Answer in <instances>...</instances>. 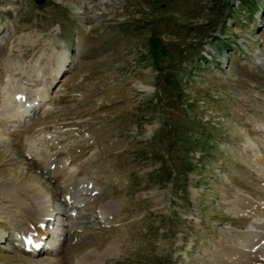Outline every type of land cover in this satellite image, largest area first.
Returning a JSON list of instances; mask_svg holds the SVG:
<instances>
[{"label": "rangeland", "instance_id": "rangeland-1", "mask_svg": "<svg viewBox=\"0 0 264 264\" xmlns=\"http://www.w3.org/2000/svg\"><path fill=\"white\" fill-rule=\"evenodd\" d=\"M32 189L53 217L33 255ZM246 203L264 213V0H0V264H224L263 217Z\"/></svg>", "mask_w": 264, "mask_h": 264}, {"label": "bare ground", "instance_id": "bare-ground-1", "mask_svg": "<svg viewBox=\"0 0 264 264\" xmlns=\"http://www.w3.org/2000/svg\"><path fill=\"white\" fill-rule=\"evenodd\" d=\"M61 154H63V151H58V153L52 159V161L55 163L53 167L55 169L53 171L54 174L58 173L61 170L60 169L62 165L61 163L62 159L60 158ZM11 188H12V184L10 185L8 192H10ZM32 190L36 195H38L37 198L40 200L39 201L40 209L31 210L25 204L20 203L19 207L22 211V214L19 215L20 218L19 220L18 219L16 220L15 225L17 226L19 232H21V235L19 236V238L21 239L20 248L28 252L29 254L33 255L44 252L43 243H45V238H47V236L50 233V228H51L50 223L53 221V217L51 216L52 208L50 207L52 206V202L47 198H45L44 201L43 198L41 199V194H39L40 192L38 193L36 189H32ZM33 197L35 196L33 195ZM65 201L67 204L66 211L62 210L60 213L62 215H65L67 213L70 215V212L73 210V208L76 207L75 203L77 200L75 199V196L71 194L68 196V198ZM109 204H105L104 206L99 207L97 210L98 213L97 215L101 219L102 224L114 223L117 220L118 216L115 213L117 212V210L113 212L112 211L113 208ZM246 205H247L248 213L250 214L251 212L252 213L255 212V214L259 213L263 217H260L258 219L254 217L255 221L248 222L247 227L244 228L243 230L230 229L231 233L235 235V239L234 240L228 239L225 241L224 244H222L225 248H228V250H230L229 253L227 252L217 253V258L220 260V262L224 264H264V213L258 210L260 209L259 207H261V205L258 207H252L249 206L248 203H246L244 207H246ZM50 216L51 218H49ZM48 219L49 221L47 223ZM61 234L62 232L58 233L57 236H60ZM111 246H115V245L111 244ZM94 258H96V254L93 255V253L91 252L86 253L81 256L80 261H78L77 264H95V261L94 263H92V259Z\"/></svg>", "mask_w": 264, "mask_h": 264}, {"label": "water", "instance_id": "water-1", "mask_svg": "<svg viewBox=\"0 0 264 264\" xmlns=\"http://www.w3.org/2000/svg\"><path fill=\"white\" fill-rule=\"evenodd\" d=\"M37 4H42L44 3L45 0H34Z\"/></svg>", "mask_w": 264, "mask_h": 264}, {"label": "trees", "instance_id": "trees-1", "mask_svg": "<svg viewBox=\"0 0 264 264\" xmlns=\"http://www.w3.org/2000/svg\"><path fill=\"white\" fill-rule=\"evenodd\" d=\"M238 1L243 2V3L245 2V0H238Z\"/></svg>", "mask_w": 264, "mask_h": 264}]
</instances>
